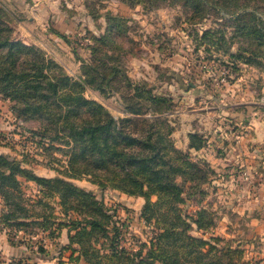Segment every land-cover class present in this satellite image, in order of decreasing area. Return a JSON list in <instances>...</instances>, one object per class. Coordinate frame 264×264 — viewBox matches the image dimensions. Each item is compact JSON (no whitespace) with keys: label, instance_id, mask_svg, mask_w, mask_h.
<instances>
[{"label":"rangeland","instance_id":"374dc122","mask_svg":"<svg viewBox=\"0 0 264 264\" xmlns=\"http://www.w3.org/2000/svg\"><path fill=\"white\" fill-rule=\"evenodd\" d=\"M208 1L210 6L198 0H0L11 13L13 39L45 57V72L53 82L63 79L58 94L45 91L55 102L44 99L47 106L39 113L22 114L15 99L0 93V155L10 156L38 177L69 181L104 203L117 226L110 224L108 231L114 236L119 230V250H142L145 255L162 232L165 217L171 219L173 206L162 203L157 210L165 217L148 214L152 217L148 221L141 215L146 197L130 194L129 184L117 176L109 182L83 174L85 164L80 160L71 164L74 152L90 154L92 147L74 141L69 128L96 122L98 117L88 106L72 114L78 103L69 96L101 106L126 132L141 139L154 131L167 134L169 125L174 146V132L187 131L195 109L197 129L202 125L197 120L217 113L209 126L216 130L231 121L227 126L232 130L236 121L231 115L238 113L243 119L248 115L240 105L246 100L252 101L248 115L252 124L264 123V0ZM64 13L76 24L72 34L63 35L55 28ZM233 15L240 20L233 21ZM252 145L259 147L261 156L255 157L259 163L251 172L238 169L231 177L228 171L216 172L211 164L199 162L207 173L204 195L189 190L194 192L190 199L184 192L186 201L175 203L185 215L207 209L215 221L213 228L205 232L194 228L189 234L233 241L232 247L240 251L237 264H264V142ZM139 149L133 144L128 150ZM178 150V156L170 148L166 151L173 158L188 155ZM185 178L179 175L177 181L191 186ZM20 181L26 197L42 200L32 211L53 216L45 226L27 227L26 232L0 224V264H88L71 229V220L82 219L83 214L61 204L64 190L44 188L43 194L33 181ZM163 199L168 200L164 195ZM149 200L156 203L158 196L151 193ZM4 209L0 196V212ZM84 238L91 243L93 236Z\"/></svg>","mask_w":264,"mask_h":264},{"label":"trees","instance_id":"16d2710c","mask_svg":"<svg viewBox=\"0 0 264 264\" xmlns=\"http://www.w3.org/2000/svg\"><path fill=\"white\" fill-rule=\"evenodd\" d=\"M198 1L202 5L210 6L208 0ZM252 16H255L253 12ZM10 17V11L0 5V93L15 99L22 114L39 113L47 106V100L44 101V99H50L51 104L55 102L51 101L52 95L58 94L57 87L63 79L57 83L53 82L45 72V57L40 52L33 51L22 42L13 39L14 29L9 24ZM240 18L239 15H233L231 19L237 22ZM261 31H264L263 27ZM62 37L65 38V36ZM31 53L33 56L30 58ZM94 70L98 71V68ZM103 79L104 77L100 75V80ZM101 81L97 83L98 89L102 87ZM48 90L53 91L51 96L45 92ZM69 99L78 103V108L71 109L72 114L77 113V110L81 113L82 107L88 106L98 117L96 122L90 124L84 122L78 127L69 128V135L74 141H82L92 147L89 150L90 154L83 150L77 155L74 152L71 164L80 160L85 164L83 174L102 177L109 182L117 176L125 182L126 186L129 184L133 189L129 192L130 194L146 197V204L141 215L148 221H152L151 216L155 214L163 217L164 214L157 210L162 203L173 206L169 211L172 214L171 219L164 215L166 224L159 233L157 241L152 242V246L145 255L142 250L134 253L124 249L119 250L117 248L120 239L119 230L116 228L114 236L108 231L107 227L110 224L117 226L113 216L106 212L108 209L104 203L69 181L62 178L38 177L10 156L0 155V196L5 203V209L0 212V224L4 228L26 232L27 227L45 226L53 216L50 213L37 214L32 211L31 208L42 204V200L34 201L26 197L21 189L20 181V178H24L33 181L43 194L47 193L44 192V188L50 192L64 190L61 194V204L67 209L69 207L76 210L78 214H83L82 219L71 220V229L75 231L74 238L80 245L79 253L88 264H237L235 256L240 251L232 247L230 243L233 241H225L220 236L205 240L189 234V231L194 228L203 232L213 228L215 221L207 209L201 208L195 215H185L178 207H175V203L186 201L183 197L184 192L188 194V199L194 192L204 195L202 184L206 183L207 173L199 167V162L209 165L203 160L196 162L188 152L185 158L170 156L166 151L169 148L170 153L173 151L176 156L180 154L170 138L173 132L171 126L168 125L167 134L154 131L155 133L152 132L141 139L126 132L125 127L121 126V123L119 124L101 106L84 101L81 96H69ZM122 123L124 124L125 120H122ZM191 139L192 147L199 149L203 145L199 134L192 135ZM166 142H168L167 148ZM133 144L140 149L129 151V146ZM73 171V174H77L75 169ZM179 175L187 176L192 185L189 187L181 185L177 181ZM195 180L200 183H195ZM194 189L196 190L193 193H189V190L192 192ZM151 193L158 196L156 203H151L149 200ZM163 195L168 200H164ZM71 202L75 205L71 206ZM90 235L93 239L95 238L91 243L84 238ZM101 239L106 241L108 248L101 244ZM98 245L101 247H97ZM40 252L46 251L41 247ZM71 258L73 261L79 259ZM58 264L66 263L60 261Z\"/></svg>","mask_w":264,"mask_h":264},{"label":"crops","instance_id":"0c3cea01","mask_svg":"<svg viewBox=\"0 0 264 264\" xmlns=\"http://www.w3.org/2000/svg\"><path fill=\"white\" fill-rule=\"evenodd\" d=\"M66 15L67 13H64L62 16L59 15L61 20L58 22V26L55 27L63 35H68L69 33L72 34L76 29L75 22H73L72 19H68L69 17ZM59 16H57V18H59ZM249 96H251V94ZM240 102V105H244L243 113L246 112L250 115L252 113V101L246 100ZM196 112L197 109L192 110V117L190 118V115L187 117V121L189 120L188 118H190V121L186 126L187 131L184 130L186 133H184L183 130H180V128L176 129L174 132L173 138L174 143L176 144L175 147L187 151L192 159L203 160L211 164L216 172L228 171V173H230L229 176L231 177L238 169L251 172L252 165L259 163V161L255 160V157L257 158L261 156L258 150L259 147L252 145V142L257 145L258 143L260 144L261 142H264V123H257L255 121L252 124L251 116L247 115V117H244L243 119L240 117V114L236 113L231 115L236 121L233 122L235 125L232 130L229 131V127L227 126L232 123L231 121L229 124L222 123V127L215 124L217 129L214 130L209 126L210 118L212 122L216 119L217 113H214L213 115H208L210 118L202 117L197 120V123L202 124L200 126L197 125L199 127V129H197L194 126L196 125ZM208 113L211 114L213 111H209ZM212 116H215V119H212ZM203 120L207 121L203 122ZM219 122L218 119L217 123ZM195 134H199L203 140V145L199 149L191 146V137Z\"/></svg>","mask_w":264,"mask_h":264}]
</instances>
